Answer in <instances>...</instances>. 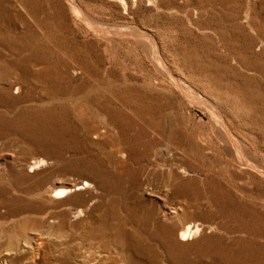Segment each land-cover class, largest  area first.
<instances>
[{"label": "rangeland", "instance_id": "rangeland-1", "mask_svg": "<svg viewBox=\"0 0 264 264\" xmlns=\"http://www.w3.org/2000/svg\"><path fill=\"white\" fill-rule=\"evenodd\" d=\"M0 58V264H264V0H2Z\"/></svg>", "mask_w": 264, "mask_h": 264}, {"label": "bare ground", "instance_id": "bare-ground-1", "mask_svg": "<svg viewBox=\"0 0 264 264\" xmlns=\"http://www.w3.org/2000/svg\"><path fill=\"white\" fill-rule=\"evenodd\" d=\"M2 1V0H1ZM0 1V2H1ZM71 2L73 1V0H70ZM70 5H71V3H70ZM74 7H76V6H74ZM78 7V6H77ZM75 8H73V10H74ZM77 9V8H76ZM76 9H75V11H76ZM79 9V8H78ZM78 11V10H77ZM76 11V12H77ZM79 11H80V9H79ZM79 13H82V11L81 12H79ZM78 15V14H77ZM81 14H79V16H80ZM116 33V32H115ZM125 34V33H124ZM131 35V34H130ZM142 40H144V39H142ZM146 43H148V42H146ZM1 59V58H0ZM19 61V60H18ZM29 63V62H28ZM32 64V63H31ZM39 64V63H38ZM24 65V64H23ZM30 66V65H29ZM22 68V67H21ZM25 68V67H24ZM44 68V67H43ZM38 70V69H37ZM44 70V69H43ZM40 72V71H39ZM18 76V75H17ZM27 76V75H26ZM179 84V83H178ZM183 84V83H182ZM180 85V84H179ZM183 85H185V84H183ZM24 86V85H23ZM184 88H186V87H184ZM183 88V89H184ZM226 127V126H225ZM226 131V130H225ZM224 133V132H223ZM229 133V132H228ZM227 135V134H226ZM230 135V134H229ZM229 136H227V138H228ZM227 138H226V140H227ZM230 138H232V137H230ZM232 140V139H231ZM228 141V140H227ZM232 142H233V140H232ZM236 141H234L233 142V144L235 143ZM229 143H231V141L229 142ZM233 144H232V146H233ZM236 144V143H235ZM231 145V144H230ZM238 145V144H237ZM236 145V146H237ZM236 146H235V148H236ZM230 148H232V147H230ZM237 149V148H236ZM235 149V150H236ZM234 150V151H235ZM239 150V149H238ZM235 153H236V151H235ZM238 154V153H237ZM241 155V154H240ZM241 157V156H240ZM255 168V167H254ZM186 171V170H185ZM264 174V173H263ZM84 185H89V183L88 182H86V184L84 183V184H82V185H79V186H76V188L74 189V188H60V189H57V190H55V192H54V194H53V196H57V198H58V196H64V195H67L68 193H70L71 191H74V190H78V189H81L82 187H84ZM85 188V187H84ZM179 208V207H178ZM175 214H176V212H174ZM168 214H170L169 212H168ZM163 215V214H162ZM165 215V214H164ZM170 218V217H169ZM172 218V217H171ZM167 227V226H166ZM198 226L197 225H194V226H192L191 224H189V225H187L186 227H184V228H182V230L179 232V233H177L176 235H177V238L179 239V241L180 242H184L185 240L187 241V239L189 240V236L191 235V234H194L197 230H198ZM198 232V231H197ZM175 234V233H174ZM173 235V234H172ZM195 235V234H194ZM192 237V236H191ZM190 237V238H191ZM177 239V240H178ZM179 242V243H180ZM38 247V246H37ZM34 248H36V247H34ZM39 249V248H38ZM37 250V249H36ZM144 250V249H143ZM33 252V251H32ZM35 255V254H34ZM37 257V256H36ZM49 258V257H48ZM39 260V259H38ZM34 261V260H33ZM41 262V261H40ZM51 263V262H50ZM13 264V263H12Z\"/></svg>", "mask_w": 264, "mask_h": 264}]
</instances>
